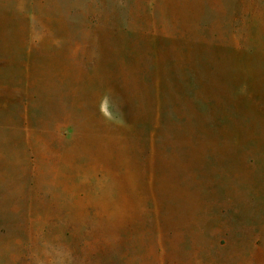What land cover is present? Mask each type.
Here are the masks:
<instances>
[{
	"label": "rangeland",
	"instance_id": "rangeland-1",
	"mask_svg": "<svg viewBox=\"0 0 264 264\" xmlns=\"http://www.w3.org/2000/svg\"><path fill=\"white\" fill-rule=\"evenodd\" d=\"M263 87L264 0H0V264H264Z\"/></svg>",
	"mask_w": 264,
	"mask_h": 264
},
{
	"label": "crops",
	"instance_id": "crops-1",
	"mask_svg": "<svg viewBox=\"0 0 264 264\" xmlns=\"http://www.w3.org/2000/svg\"><path fill=\"white\" fill-rule=\"evenodd\" d=\"M264 91V87H263ZM253 116L255 120L258 121V125L261 127V130L264 132V97L261 99V105L257 106L253 110ZM258 117V118H257ZM256 122V121H255ZM264 162L261 165L254 163L253 170L249 169V174L247 178L253 184L254 195L259 196L260 200H264ZM251 184V185H252ZM250 186V185H249Z\"/></svg>",
	"mask_w": 264,
	"mask_h": 264
}]
</instances>
